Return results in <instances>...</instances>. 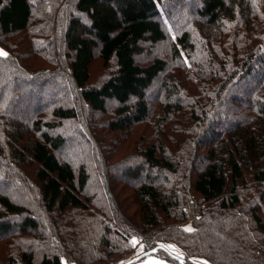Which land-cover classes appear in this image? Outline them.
Listing matches in <instances>:
<instances>
[{
	"label": "trees",
	"instance_id": "16d2710c",
	"mask_svg": "<svg viewBox=\"0 0 264 264\" xmlns=\"http://www.w3.org/2000/svg\"><path fill=\"white\" fill-rule=\"evenodd\" d=\"M0 48V92L48 89L32 111L16 83L0 97V241L24 215L21 264H114L138 233L177 264H264V0H0ZM98 63L109 76L94 84ZM109 101L107 131L91 132L83 112ZM118 167L120 204L104 194Z\"/></svg>",
	"mask_w": 264,
	"mask_h": 264
},
{
	"label": "rangeland",
	"instance_id": "374dc122",
	"mask_svg": "<svg viewBox=\"0 0 264 264\" xmlns=\"http://www.w3.org/2000/svg\"><path fill=\"white\" fill-rule=\"evenodd\" d=\"M171 9H173V8H171ZM177 11V10H176ZM79 18V19H81V20H85L84 19V17L83 16H81V15H75V18ZM65 24V23H64ZM64 24H63V27H64ZM147 49H150V48H147ZM94 69V73H93V79H92V81L91 82H93L94 84H100V83H102V82H104V80L109 76L108 74H107V68H104L102 65H101V63H98V64H96V67L95 68H93ZM248 79V78H247ZM252 80V77H250L249 79H248V82L249 81H251ZM16 82H13V81H11L12 83H13V85H10L9 87H7L6 88V86H4L1 90H2V92H0V97H4L5 96V93H6V91H8V90H10V89H13V87H14V85H15V83H16V85L17 86H20V87H24V88H26V93H25V95L23 96V98L20 100V102L21 101H24L25 103H26V106L24 107L25 108V110H23V111H32L33 109H35V108H37V107H40V106H42L43 104H44V102H45V97H47V93H48V89L46 88L44 91H42V92H39L40 91V88H38V89H30L29 88V82H27V80H25V79H21V78H19V79H17V80H15ZM60 87V86H59ZM154 87H158V84L157 85H155ZM61 88V87H60ZM64 90V89H63ZM46 91V92H45ZM60 91L62 92V90L60 89ZM150 92H149V94H148V97H149V99H151V98H153L154 97V95H155V93H156V89H154V88H152L151 90H149ZM242 91H241V89H239L238 90V93L236 92V98L237 97H239L238 98V100L240 101V99L243 97L242 96V94H240ZM33 93L35 94V93H40V96H35V97H33ZM64 93V92H63ZM242 96V97H241ZM234 97H235V95L233 96H229L228 97V100H227V103H229L231 100H233L234 99ZM233 98V99H232ZM17 100V99H16ZM237 100V99H236ZM242 100V99H241ZM18 101H19V99H18ZM16 103H18V102H16ZM18 105V104H17ZM17 105L16 106H14L11 110L12 111H14L15 113L17 112ZM117 107V105L114 103V102H112V101H109L108 102V104H107V108H106V111H105V113H101V112H94V113H91L89 116L88 115H86V113H84L83 112V114H84V119H85V123L88 125V124H90L89 126H87L88 127V129L89 130H91V132H92V130H93V126L94 127H96L97 128V130H99V131H107V127H106V125H107V123H108V121L110 120V118L112 117V111L115 109ZM21 109V108H20ZM226 110V109H225ZM224 113H223V115H224V117L227 115V112H225L224 111V109L222 110ZM227 111V110H226ZM223 115H222V117H223ZM229 115V114H228ZM92 116V121H90V117ZM89 117V118H88ZM223 117V118H224ZM237 119H238V116H235V115H232L231 114V117H230V120L232 121H237ZM224 122H225V120L224 119H217V121H216V124H214L215 125V127L217 126L218 128L219 127H221V126H219V125H223L224 124ZM93 124V125H92ZM50 134H52L53 136H56V134L54 133V132H51ZM113 139V138H112ZM112 139H110V141L112 140ZM73 142H74V140H75V138H74V136H73ZM68 141L70 142L71 141V138H69L68 139ZM109 141V144L111 143ZM69 144H71V142L69 143ZM81 144V147H80V149L81 148H83L82 150L83 151H85L86 150V152L89 154L90 153V151L88 150V149H86L88 146H87V144L86 143H84L85 144V146H84V144L83 143H80ZM109 144H107V145H109ZM72 145V144H71ZM103 147V146H102ZM101 147V150H100V152L102 153V155L104 156V158H105V152H104V150H103V148ZM65 153H67V151H69V146L67 147L66 146V148L63 150ZM91 158V157H90ZM93 158H95V157H93ZM92 159V158H91ZM91 161H93V160H91ZM93 162H91V164H92ZM97 170H98V168H97ZM251 171V170H250ZM99 172V173H98ZM145 175V174H144ZM94 176H101V173H100V171L98 170L97 171V173H94ZM106 176H107V186H106V188H108L107 190H106V192L104 193V194H106V193H108L111 197H112V199H113V202L114 203H121V200L123 199V198H127L128 200H130L129 199V197L130 196H128L127 194H124L121 198H119L118 197V195L116 194V192L113 190V187H112V185L113 184H120L121 186L124 184V183H126L127 181H129V178L127 177V175H126V173H125V170H124V167H118L117 168V170H114L111 174H108L107 172H106ZM110 177V178H109ZM250 182L249 183H247V185L246 186H249V185H255L254 184V182H252V180H250V179H248ZM128 184V183H127ZM130 185V184H129ZM124 186V185H123ZM0 187H1V182H0ZM98 194H99V192L98 191H96L95 193H91V194H88L87 195V197H85V199L86 198H88L89 200H87L89 203H90V207L93 209V211H94V214L96 213L97 214V217H99V212L103 209L102 208V205H101V202H100V200L97 198L98 197ZM21 195H26V194H21ZM29 195V194H28ZM27 195V196H28ZM118 205V204H117ZM119 207V209L121 208V205H119L118 206ZM118 209V210H119ZM108 212H109V208H108V210H107ZM73 212V211H72ZM74 214H75V216H78V215H80L81 216V214H82V212H74L73 214H72V216H74ZM57 215V213H54L53 214V216H56ZM71 215V214H70ZM24 215H13V216H11V219L9 220L10 221V223L13 225V229H11L10 230V232L7 234V235H13L12 237H7V236H5L4 237V239H2L1 241H0V256H4L5 255V257L7 258V257H9L10 255H12V253L14 254L15 253V255H17V256H14V258L16 259V262H17V264H21V262L19 261V257L20 256H18L19 255V253H22L23 251H24V249H23V244H30L31 242H32V244H33V241H32V238H29V239H27L28 237H31L30 235L32 234V232L31 231H27V232H24L23 231V229L21 228V226H20V224H21V221H22V217H23ZM198 216V215H197ZM68 218H70V217H67V219ZM42 218H40V220H41ZM52 220H54V219H52L51 218V221ZM134 220H136V219H134ZM54 223H52V225H53ZM179 226V225H178ZM182 227H184V229L186 230V231H189L188 229H191V231H193V225H192V223L189 221L188 223H186V224H184ZM115 231H112L111 233H110V235H111V237H110V240H111V244H115V243H113L112 242V240H113V237H112V235L113 234H115L114 233ZM190 232V231H189ZM22 234V235H21ZM142 234H144L145 236H146V238L144 239V241H143V243H139L138 242V240H139V238H140V236H142ZM118 241L116 242V244H117V246H125V244L127 243V242H123L121 239H120V237L118 236ZM149 239V234L148 233H138V234H136V235H132V237H131V240H129V242H131V244L130 243H128L129 244V248L131 247V253H129L128 255H126L125 257H123L126 253H122L121 254V256H122V259H120V257H118L120 260L118 261V262H116V263H114V264H124V263H126V262H128V261H131V260H134V259H136L138 256H140L141 254H143V253H145V252H148V251H150V250H153V249H150V250H144V244H145V242L147 241ZM156 239H154V241H155ZM4 245H7V246H4ZM119 246V247H120ZM7 247V251H6V248ZM114 247V246H113ZM164 247H167L171 252H172V254L173 255H175V256H178V257H184L185 255V252H184V250L181 248V247H179L178 246V244H176V243H174V242H168V243H164ZM2 250V251H1ZM129 250V249H128ZM128 250H126V251H128ZM124 254V255H123ZM103 260L105 261V259L103 258ZM108 260H110V257H109V255H107V261ZM118 260V259H117ZM116 261V260H115ZM196 261L198 262V263H196V264H210L209 262H208V260H206V259H204V258H196ZM8 262V259H5L4 258V260H2L1 261V263L0 264H8L7 263ZM63 262H64V264H71L70 262H69V260L68 259H66V258H63ZM139 264H177V263H174V262H171V261H165L164 259H162V258H160L159 256H155V254L154 255H149V256H146V257H144V258H142L139 262H138ZM138 263H136V264H138ZM102 264V263H101ZM105 264V263H104Z\"/></svg>",
	"mask_w": 264,
	"mask_h": 264
},
{
	"label": "water",
	"instance_id": "95a60500",
	"mask_svg": "<svg viewBox=\"0 0 264 264\" xmlns=\"http://www.w3.org/2000/svg\"><path fill=\"white\" fill-rule=\"evenodd\" d=\"M0 50H2L3 52H5L2 48H0ZM6 53V52H5ZM3 56V55H1ZM157 252V248L156 249H153V250H150L148 252H145L143 254H141L140 256H138L136 259H134L135 261H139L141 260L142 258L146 257V256H149V255H152V254H155ZM176 260L180 261L181 262V259L178 258V257H175ZM134 260H131V261H128L124 264H133Z\"/></svg>",
	"mask_w": 264,
	"mask_h": 264
},
{
	"label": "built area",
	"instance_id": "2783aa9c",
	"mask_svg": "<svg viewBox=\"0 0 264 264\" xmlns=\"http://www.w3.org/2000/svg\"><path fill=\"white\" fill-rule=\"evenodd\" d=\"M146 238V236L144 234H142V236H140L138 242L139 243H143L144 239Z\"/></svg>",
	"mask_w": 264,
	"mask_h": 264
},
{
	"label": "snow or ice",
	"instance_id": "6c2138e0",
	"mask_svg": "<svg viewBox=\"0 0 264 264\" xmlns=\"http://www.w3.org/2000/svg\"><path fill=\"white\" fill-rule=\"evenodd\" d=\"M0 55L6 56L7 53L3 52L2 50H0ZM189 231H191V229H188Z\"/></svg>",
	"mask_w": 264,
	"mask_h": 264
},
{
	"label": "crops",
	"instance_id": "0c3cea01",
	"mask_svg": "<svg viewBox=\"0 0 264 264\" xmlns=\"http://www.w3.org/2000/svg\"><path fill=\"white\" fill-rule=\"evenodd\" d=\"M139 264V263H138Z\"/></svg>",
	"mask_w": 264,
	"mask_h": 264
}]
</instances>
